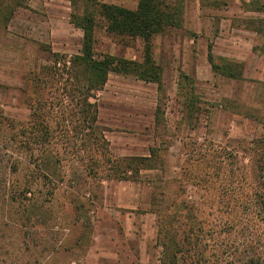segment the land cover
<instances>
[{
  "label": "rangeland",
  "instance_id": "1",
  "mask_svg": "<svg viewBox=\"0 0 264 264\" xmlns=\"http://www.w3.org/2000/svg\"><path fill=\"white\" fill-rule=\"evenodd\" d=\"M176 1L180 27L150 43L160 83L112 73L97 94L113 156H148L153 148L159 166L136 182L66 181L50 198L41 184L30 185L15 142L13 123L30 114L28 79L52 62L50 52L79 53L83 33L72 15L96 3L135 10L139 0H0V264H161L163 234L189 240V229L198 246L186 264L264 258V224L251 215L227 224L234 205L248 210L264 188V47L246 24L261 15L246 10L251 0ZM93 15L96 56L143 60L142 39L109 34ZM209 48L215 64L239 69L241 79L214 74ZM220 159L236 175L237 204L226 202ZM19 191L28 199L21 204L12 198Z\"/></svg>",
  "mask_w": 264,
  "mask_h": 264
},
{
  "label": "trees",
  "instance_id": "2",
  "mask_svg": "<svg viewBox=\"0 0 264 264\" xmlns=\"http://www.w3.org/2000/svg\"><path fill=\"white\" fill-rule=\"evenodd\" d=\"M245 5L247 11L261 15L256 19L246 20V24L248 30L263 39L264 47V0H251ZM92 6L94 8L83 15L71 17L73 26L83 33L79 53L67 59L63 55L50 52L54 58L52 62L33 72L31 79H28L27 88L33 93L27 97L30 111L28 120L13 123L18 151L24 154L26 160V177L34 182L30 185L41 184L40 187L46 188V194L50 198L66 181L75 184L79 183V179L83 181L85 178L99 182H136L142 172L155 170L159 166L156 150L153 148L149 149L148 156H113L104 136L106 130L99 124L97 94L103 90L112 73L133 76L146 83H160L162 70L152 58L150 43L153 37L167 29L180 27L177 1L139 0L135 10L98 3ZM96 12L106 22V32L109 34L143 40L142 61L95 55L93 14ZM207 59L214 74L241 79L242 71L239 69L231 72L230 65L215 64L210 48ZM221 60L227 62L225 59ZM158 112L157 107L155 113ZM13 128L11 127L12 130ZM18 164L20 165L19 161ZM211 164L212 162L209 165ZM219 165L217 169L220 173L217 176H221L220 183L227 190L226 196L229 200L226 202L229 205L233 202L237 204L234 181L236 175L226 161L220 159ZM26 190L34 191L33 187ZM22 196L19 191L12 198H21V204L23 200H28L25 195L23 199ZM230 199L233 201L230 202ZM249 199L248 210L241 209L240 213V207L236 205L230 210L232 219L227 223L231 224L230 229L244 221L242 216L248 218L251 215L252 220L264 224V188L254 192ZM171 221L174 222L173 219ZM193 234L192 229H189V240H178L176 233L165 232L163 235L167 243L162 244L166 250L163 252L165 259L161 260V264H186L191 259L189 257L194 258L193 253L198 244L197 241L193 243ZM193 264H199L198 259ZM242 264H264V258H249Z\"/></svg>",
  "mask_w": 264,
  "mask_h": 264
},
{
  "label": "crops",
  "instance_id": "3",
  "mask_svg": "<svg viewBox=\"0 0 264 264\" xmlns=\"http://www.w3.org/2000/svg\"><path fill=\"white\" fill-rule=\"evenodd\" d=\"M133 59V58H132Z\"/></svg>",
  "mask_w": 264,
  "mask_h": 264
}]
</instances>
